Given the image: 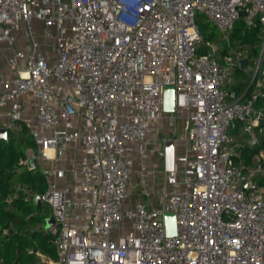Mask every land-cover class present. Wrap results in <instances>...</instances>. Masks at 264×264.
<instances>
[{
	"label": "built area",
	"instance_id": "2783aa9c",
	"mask_svg": "<svg viewBox=\"0 0 264 264\" xmlns=\"http://www.w3.org/2000/svg\"><path fill=\"white\" fill-rule=\"evenodd\" d=\"M198 15L227 44L221 60ZM242 16L261 39L254 59L231 39ZM0 55L10 70L0 72V129L26 130L21 164L41 167L55 220L45 230L57 258L38 253L42 264H264V170L237 164L229 135L242 124L260 145L264 92L245 99L225 86L236 70L264 86V0H0ZM168 86L184 113V158L177 139L156 134L176 120L164 111ZM151 153L164 187L150 195Z\"/></svg>",
	"mask_w": 264,
	"mask_h": 264
},
{
	"label": "trees",
	"instance_id": "16d2710c",
	"mask_svg": "<svg viewBox=\"0 0 264 264\" xmlns=\"http://www.w3.org/2000/svg\"><path fill=\"white\" fill-rule=\"evenodd\" d=\"M203 18L207 22L201 26ZM197 22L205 42L213 41L216 38L215 27L207 37L203 33L212 23L203 15H198ZM231 39L237 46L252 45L254 52L258 53L261 40L258 30H249L243 16L235 24ZM200 51L204 52L205 47ZM257 105H264V99L259 97ZM260 139V145L244 149L242 157L247 164L254 165L253 157L260 156L255 166L264 170V135ZM32 146L25 129L10 131L7 139H0V264H40L37 252L57 258L56 249L49 242L50 234L45 230L47 219L52 216L51 209L46 203L35 201L36 196L42 197L47 190L41 167L27 170L21 164L27 148ZM259 184L264 185V177Z\"/></svg>",
	"mask_w": 264,
	"mask_h": 264
},
{
	"label": "crops",
	"instance_id": "0c3cea01",
	"mask_svg": "<svg viewBox=\"0 0 264 264\" xmlns=\"http://www.w3.org/2000/svg\"><path fill=\"white\" fill-rule=\"evenodd\" d=\"M36 24L38 25L41 29V27H43L44 25L40 22V21H37V20H33L32 24ZM25 35V31H22L20 33V40L22 41L23 37ZM218 39V37H217ZM219 41V40H218ZM210 43H213V42H210ZM214 44V43H213ZM218 47H219V50L218 52L216 53V57L221 60L223 54L228 50L227 47L225 46H222V44L218 43ZM240 47L244 49V46H237V44L234 43V48L235 49H239ZM247 51V50H245ZM249 57L253 58L256 57V53L254 52V50L252 51H247ZM8 61V57H3L0 55V62L2 63V66L3 68H0V72H4V73H9V67L7 65V62ZM244 70H242L241 72H239V70H236V71H233L232 72V75L230 77V79L227 81L226 83V88L230 91H235L241 95H244L246 97V99L248 98H251V97H257V95L260 93V92H264V86L262 88H257L255 85L253 87V90L251 91L250 95H248V92L250 90V88L252 87L251 83L250 85L247 87L246 90L243 91V85L242 83H240L238 80H237V75L241 74ZM258 107L260 108H264V105H257ZM184 114V113H183ZM184 117V115H183ZM182 117V119H183ZM164 120V121H163ZM161 120L157 127H158V131H157V136L159 137V133L162 132V129H163V124L164 122H166L165 119ZM229 135L230 137L234 140V143L232 145V150H233V153H234V158H235V161H237L238 159V162H236L237 164H241V165H245L247 166L248 168H251L253 169L255 166V164L259 163L260 161V156H255L253 157L252 161L254 163V165H249L246 163V160L244 157H242L243 155V151L244 149H252V147H250L249 143H248V140H249V137L248 135H246L243 131H242V124H238V127H236V129L234 130H231L229 132ZM159 138H164V137H159ZM171 139V138H169ZM174 139H177V143H176V151H177V146L178 144L180 143L181 139L179 138H174ZM187 145V144H186ZM178 153V152H177ZM68 155L69 157H72V152L69 150L68 152ZM179 155V154H178ZM180 156V155H179ZM146 164H147V167L149 168V175L147 176L148 178V182H147V191L150 192V195L152 194L153 190L157 187H164V179H163V174H162V163L158 162L156 160V158L152 155V153L149 155V158L148 160L146 161ZM139 166H140V163H137L136 165V173H135V176H134V183H133V186H132V190L133 191H136L137 189V184H138V180H139V173H138V169H139ZM262 177L258 178V182L259 180L261 179ZM263 188H264V185H261ZM52 212V211H51ZM41 254V253H40ZM37 255H38V252H37ZM42 256H46L44 254H41ZM49 257V256H47ZM40 264L41 263V259H40Z\"/></svg>",
	"mask_w": 264,
	"mask_h": 264
},
{
	"label": "rangeland",
	"instance_id": "374dc122",
	"mask_svg": "<svg viewBox=\"0 0 264 264\" xmlns=\"http://www.w3.org/2000/svg\"><path fill=\"white\" fill-rule=\"evenodd\" d=\"M206 22L207 21L203 18L202 23L200 22L201 26H203V24H205ZM38 27L39 26L36 25L35 23L33 24L34 33L37 34V35H40L43 32V30H42V27H41V29L38 28ZM212 27L214 28L215 26L212 24L211 26L209 25L208 27H206L203 30V33H204V35L206 37L210 33V30H211ZM43 29H44V27H43ZM215 30H216V38L213 41H211V42H213L214 45L218 46V43H219V41H218L219 40V31H218V29L216 27H215ZM217 37H218V39H217ZM30 43L31 42H29V44ZM220 43L222 44V46L227 47V44L226 43H224V42H220ZM243 46H244V49L247 50V51H252L254 49V47H252V45H249V44H244ZM24 49H25V47H24ZM44 49H46V48H43L42 47L41 48V52H44ZM52 50H53V47H52V45H50L48 51H52ZM46 51H47V49H46ZM261 51H262V46L260 47V45H259V49H258V53H256L257 54L256 57H258L261 54ZM256 57H254V58H256ZM252 64H253V62L251 63V65ZM0 68H3L1 62H0ZM237 80L240 83H242V85H243V91H244V90L247 89V87L250 85V83L252 81V74L249 71H243L241 74L237 75ZM173 114L176 117V120H172L171 119V120H168V121L162 123L163 124V129H162V132L159 133V137L171 138V139L172 138H179V139H181L180 143L177 146V152L180 155V157H183L186 154V149H187L186 141L183 138L185 136V132L183 130V119H182V117H183L184 114L179 109H177ZM31 148L32 147H28L27 150H30L31 151ZM51 217H49L47 219V221ZM46 225L48 226V222H46Z\"/></svg>",
	"mask_w": 264,
	"mask_h": 264
},
{
	"label": "water",
	"instance_id": "95a60500",
	"mask_svg": "<svg viewBox=\"0 0 264 264\" xmlns=\"http://www.w3.org/2000/svg\"><path fill=\"white\" fill-rule=\"evenodd\" d=\"M248 61L244 60L241 63L242 69L246 68ZM164 111L166 113H174L176 111V93H175V87L174 86H168L165 88V95H164ZM8 138V131L6 129H0V139H7ZM166 149V167L167 169H172L174 165V159H175V142L174 140H169L165 144ZM32 164L37 167V161L34 160ZM244 185H247V181L244 182ZM35 201L40 204L41 203V197L36 196ZM48 226L50 227L54 224L55 220L53 217H51L48 221ZM166 222H167V230L169 234H172L175 230L174 227V215L173 214H167L166 215ZM37 252V250H36Z\"/></svg>",
	"mask_w": 264,
	"mask_h": 264
}]
</instances>
